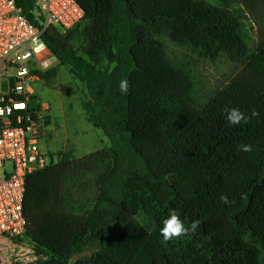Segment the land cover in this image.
Listing matches in <instances>:
<instances>
[{
    "label": "trees",
    "instance_id": "obj_1",
    "mask_svg": "<svg viewBox=\"0 0 264 264\" xmlns=\"http://www.w3.org/2000/svg\"><path fill=\"white\" fill-rule=\"evenodd\" d=\"M75 1L83 20L43 39L86 86L89 121L111 146L60 154L27 177L26 235L38 264H264V0ZM20 5L33 22L32 2ZM163 38L238 71L204 99ZM230 107L249 122L230 125ZM172 210L199 226L163 244Z\"/></svg>",
    "mask_w": 264,
    "mask_h": 264
},
{
    "label": "built area",
    "instance_id": "obj_2",
    "mask_svg": "<svg viewBox=\"0 0 264 264\" xmlns=\"http://www.w3.org/2000/svg\"><path fill=\"white\" fill-rule=\"evenodd\" d=\"M30 1L35 22L20 0H0V264L41 259L27 239L24 199L27 177L52 163V106L35 85L56 62L43 36L51 27L67 32L85 15L75 0Z\"/></svg>",
    "mask_w": 264,
    "mask_h": 264
},
{
    "label": "rangeland",
    "instance_id": "obj_3",
    "mask_svg": "<svg viewBox=\"0 0 264 264\" xmlns=\"http://www.w3.org/2000/svg\"><path fill=\"white\" fill-rule=\"evenodd\" d=\"M162 41L172 60L182 62L193 70L204 99L225 86L238 71L225 58L212 62L188 48L173 44L168 38ZM251 47L254 48V43H251ZM53 68L57 71L55 76L43 79L40 75V81L35 84L36 93L52 106V123L46 144V152L52 163L58 162L60 154L81 159L108 149L111 146L109 139L89 121L85 106L91 101V96L84 83L75 79L70 69L60 66L57 61ZM139 219L144 225L147 223L144 215ZM11 249L15 248L11 246Z\"/></svg>",
    "mask_w": 264,
    "mask_h": 264
},
{
    "label": "clouds",
    "instance_id": "obj_4",
    "mask_svg": "<svg viewBox=\"0 0 264 264\" xmlns=\"http://www.w3.org/2000/svg\"><path fill=\"white\" fill-rule=\"evenodd\" d=\"M121 92L127 93L129 90V82L127 80H122L119 84ZM226 119L230 125H240L249 122V117L245 115L243 111L236 107L225 108ZM253 115H258V113L253 110ZM241 150L244 152H250L252 146L249 144H244L241 146ZM225 203H227V198L222 197ZM162 228L160 230V235L162 237V243L167 244L173 239L181 238L189 233V231L194 232L199 226V222H193L190 227H186L184 222L180 219L179 214L172 210L169 216L162 221Z\"/></svg>",
    "mask_w": 264,
    "mask_h": 264
},
{
    "label": "water",
    "instance_id": "obj_5",
    "mask_svg": "<svg viewBox=\"0 0 264 264\" xmlns=\"http://www.w3.org/2000/svg\"><path fill=\"white\" fill-rule=\"evenodd\" d=\"M93 252H94V250L91 251V252H88V253L84 252V253H82V254H80V255H76V256L73 258V260H74V261H77L81 256H82V257H85V256H92V255H93Z\"/></svg>",
    "mask_w": 264,
    "mask_h": 264
},
{
    "label": "crops",
    "instance_id": "obj_6",
    "mask_svg": "<svg viewBox=\"0 0 264 264\" xmlns=\"http://www.w3.org/2000/svg\"><path fill=\"white\" fill-rule=\"evenodd\" d=\"M48 138H49V136H48Z\"/></svg>",
    "mask_w": 264,
    "mask_h": 264
}]
</instances>
